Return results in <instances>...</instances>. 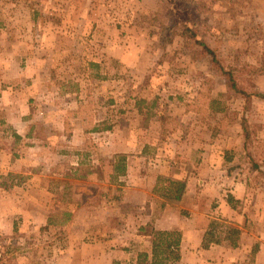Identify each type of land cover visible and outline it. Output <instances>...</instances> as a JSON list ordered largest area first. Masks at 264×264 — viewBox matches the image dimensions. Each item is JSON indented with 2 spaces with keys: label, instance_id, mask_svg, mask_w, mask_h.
I'll use <instances>...</instances> for the list:
<instances>
[{
  "label": "rangeland",
  "instance_id": "rangeland-1",
  "mask_svg": "<svg viewBox=\"0 0 264 264\" xmlns=\"http://www.w3.org/2000/svg\"><path fill=\"white\" fill-rule=\"evenodd\" d=\"M1 9L0 75L12 77L0 78V92L12 90L6 97L0 93V186L11 199L19 197L25 181L1 169H20L26 150L21 134L30 133L32 125L41 141L56 139L60 149L70 151V157L60 155L59 169H126L125 156L114 152L122 139H132V131L140 130L143 139L160 124L165 136L184 137L200 119L184 112L193 101L202 104L197 111L211 128L214 108L228 116L230 103L240 111L245 107L243 91L258 94L256 76L264 73V0H22L0 2ZM58 34L61 45L52 46ZM23 38L30 44L44 38V45H14ZM27 50L34 52L27 55L29 61ZM225 71L232 73L236 89ZM85 117L91 122L83 126ZM25 118L32 125L26 126ZM72 131L80 136L77 145L67 142ZM79 138L86 140L80 144ZM52 162L57 163L35 156L33 168L51 169ZM77 183L86 197L79 203L88 198L94 203L86 209L76 205L71 190L59 212H49V221L25 223L15 217L12 233L0 230V264H68L69 258L86 264L85 246L94 245L93 234L126 224L113 221L116 208L102 206V189L94 192V184ZM52 194L44 196L49 205ZM8 207L14 210V204ZM68 211L75 212L70 216ZM150 231L137 228L134 234ZM72 249L78 252L68 253ZM166 256L167 264L180 260L177 251Z\"/></svg>",
  "mask_w": 264,
  "mask_h": 264
},
{
  "label": "crops",
  "instance_id": "crops-1",
  "mask_svg": "<svg viewBox=\"0 0 264 264\" xmlns=\"http://www.w3.org/2000/svg\"><path fill=\"white\" fill-rule=\"evenodd\" d=\"M8 1L22 0H0ZM27 40L23 38L14 45H44V38H37L32 44ZM47 45H50L48 41ZM51 45H61L60 34L56 39L52 38ZM33 53L26 51L27 61L32 58L27 55ZM89 58L94 61L93 56ZM118 60L122 61V58ZM9 76L4 72L0 78ZM256 80V90L264 96V73L258 74ZM10 90L12 87L8 86L0 93L6 97ZM195 102L184 112L200 119L195 121L197 125L191 122V126L187 125L189 128L184 137L177 133L165 136L167 131L158 124L153 129L154 135L142 139L140 130L136 134L132 131V139L124 138L117 143L114 154L125 156L126 169H59L60 155L70 157V151L60 149L54 143L56 139L51 143L41 141V135L32 134L34 127L25 118L26 126H32L30 133L21 134L25 143L22 148L26 150H22L25 155H21L20 169H1L6 174L21 175L25 182L19 188V199L13 195L11 199L8 191L0 186V230L12 233L17 216L25 223L49 221V212L54 209L59 212L61 199L71 190H74L70 194L72 202L84 205L86 209L94 201L88 198L79 203V198H86L76 189L77 182L82 180L86 185L94 184V192L96 188L103 190L98 192L103 197L102 206L117 209L113 221L126 223L124 226L112 225L97 233L100 238L93 234L96 237L93 238L94 245L85 246L86 264H167L170 258L166 255L175 251L179 253L178 264H264V99L252 96L251 104L246 107L244 103L241 111L237 104L230 103L232 108H226L230 112L228 116L227 113L222 115L220 108H214L211 128L197 111L200 102ZM226 120L228 122L225 123ZM81 121V125L86 126L91 119L85 117ZM185 121L182 119L181 122ZM8 122L13 124L11 120ZM64 124L69 125V119ZM28 127L22 131H27ZM150 127L152 130L153 126ZM72 132L67 142L77 145L80 136ZM107 134L105 131L100 133L105 137ZM85 140L79 138L80 144ZM168 143L177 149L172 151ZM71 145L67 148H73ZM43 155L48 164L51 160L57 163L52 162L51 169L33 168L34 157L39 161ZM177 183L183 189L179 200L176 199L180 188ZM158 189L163 194H159ZM49 191L53 193L51 205L44 201ZM56 191L59 192L57 198ZM12 204L13 211L8 207ZM74 212L68 211V215L73 216ZM147 227L151 229L150 234H134L137 228ZM212 227L217 242L206 245ZM154 234L164 239L158 242L152 236ZM232 234L236 236L232 238ZM174 235L176 238L173 240ZM176 240L178 245L175 249ZM169 244L173 246L168 248ZM73 249L68 253L78 252ZM74 260L69 258L68 264H73Z\"/></svg>",
  "mask_w": 264,
  "mask_h": 264
},
{
  "label": "trees",
  "instance_id": "trees-1",
  "mask_svg": "<svg viewBox=\"0 0 264 264\" xmlns=\"http://www.w3.org/2000/svg\"><path fill=\"white\" fill-rule=\"evenodd\" d=\"M202 45H203V47H204V49L207 51V52H210V54H212V56H213V60L214 61H216V63H218V61L216 60V58H215V56L213 55V53H212V50H210L209 48H208V46L205 44V43H202ZM222 70H224V69H222ZM225 74L228 76V80L231 82L232 81V88L233 89H236V84H235V82L233 81V76H232V73L231 72H228V71H225ZM242 95H244V98H245V100H246V107H247V105L249 106L250 104H251V102H252V96L254 95V94H252V95H249V93H247V92H245V91H243L242 92ZM257 96H259V97H262V98H264V96H262V95H260V94H256ZM246 127V125H245V122H244V128ZM178 185H179V187L180 188H178V191H177V200H179V198H180V196H181V194H182V191H183V189H182V187H181V185H180V183H177ZM213 227H212V229L210 230V232L208 233V240H207V244L206 245H208V244H210L211 242H217V241H215V238H214V234H213ZM232 233H236V230H232ZM163 235V234H162ZM174 247H175V249L177 248L176 246L178 245V241L176 240L175 242H174ZM171 246H173V244H169L168 245V248H170ZM177 258V257H176Z\"/></svg>",
  "mask_w": 264,
  "mask_h": 264
}]
</instances>
